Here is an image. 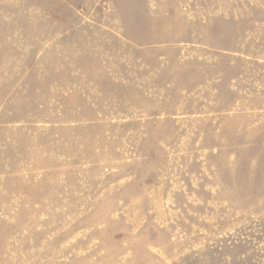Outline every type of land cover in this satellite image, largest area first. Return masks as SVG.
Masks as SVG:
<instances>
[{
    "label": "rangeland",
    "instance_id": "1",
    "mask_svg": "<svg viewBox=\"0 0 264 264\" xmlns=\"http://www.w3.org/2000/svg\"><path fill=\"white\" fill-rule=\"evenodd\" d=\"M0 264H264V0H0Z\"/></svg>",
    "mask_w": 264,
    "mask_h": 264
}]
</instances>
